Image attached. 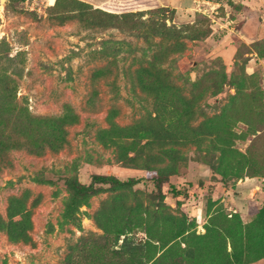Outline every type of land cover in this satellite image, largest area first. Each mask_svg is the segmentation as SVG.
<instances>
[{"label": "rangeland", "instance_id": "obj_1", "mask_svg": "<svg viewBox=\"0 0 264 264\" xmlns=\"http://www.w3.org/2000/svg\"><path fill=\"white\" fill-rule=\"evenodd\" d=\"M145 117L174 139L134 164ZM8 135L0 264H264V0L0 2Z\"/></svg>", "mask_w": 264, "mask_h": 264}, {"label": "trees", "instance_id": "obj_2", "mask_svg": "<svg viewBox=\"0 0 264 264\" xmlns=\"http://www.w3.org/2000/svg\"><path fill=\"white\" fill-rule=\"evenodd\" d=\"M152 68V67H151ZM146 69V72L152 76L154 75L155 78H158L160 76V70L154 71L153 69ZM161 87L160 90H164L168 87L163 86L164 80L160 78ZM128 131L131 132L132 136H137L140 133H148L150 137L146 140L144 144H142L140 150L134 153V155L127 158L129 162H132L134 164H150L153 161L155 152L152 153L154 149H157V151H162V149L165 147L167 142L172 141L174 139V135L164 127L158 118L156 117H145L138 119L134 122L133 125H130L126 128ZM8 140L3 141L0 144V168L7 164V158H6V150H10L12 148L24 146L25 141L21 138L17 137H11L8 135ZM252 150H249V155H251ZM142 155L144 157H142ZM142 157L143 159H140ZM141 160V161H140ZM143 162V163H142ZM153 180L154 186L161 190V185L163 183V178L161 176L154 177ZM139 181V179L134 178H128L127 180H120L112 175H94L92 177V180L88 186L85 185H79L74 184V188L76 192H90L93 190L94 184H107L112 189L120 188L125 185H134ZM173 196H182L187 195L188 192L186 189H178L174 185H171V191ZM6 222L0 223V230H6L9 237L13 240H21V241H28L29 236L27 231L25 229L18 231L17 233H13L9 231L6 227Z\"/></svg>", "mask_w": 264, "mask_h": 264}, {"label": "bare ground", "instance_id": "obj_3", "mask_svg": "<svg viewBox=\"0 0 264 264\" xmlns=\"http://www.w3.org/2000/svg\"><path fill=\"white\" fill-rule=\"evenodd\" d=\"M50 3H52V4H53V3H54V0H50Z\"/></svg>", "mask_w": 264, "mask_h": 264}, {"label": "water", "instance_id": "obj_4", "mask_svg": "<svg viewBox=\"0 0 264 264\" xmlns=\"http://www.w3.org/2000/svg\"><path fill=\"white\" fill-rule=\"evenodd\" d=\"M5 0H0V2L3 4Z\"/></svg>", "mask_w": 264, "mask_h": 264}]
</instances>
